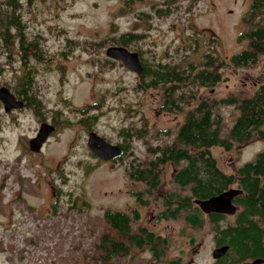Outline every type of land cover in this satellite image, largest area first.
Masks as SVG:
<instances>
[{
  "label": "rangeland",
  "instance_id": "1",
  "mask_svg": "<svg viewBox=\"0 0 264 264\" xmlns=\"http://www.w3.org/2000/svg\"><path fill=\"white\" fill-rule=\"evenodd\" d=\"M19 1L27 40L40 35V47L48 57L42 64L29 60L36 71L34 89L44 104V120L39 122L24 108L5 113L0 103V264H104L97 245L107 230L106 211H137L140 221L133 225L135 232L144 226L168 237L160 263L144 250L110 264H167L175 259L183 264H214L215 233L209 224L191 230L182 220L157 222L163 195L175 188L170 165L164 168L158 191L144 198L148 205L136 203L133 194L143 192L144 186L131 180L128 170L134 162L150 159L146 141L133 138L127 155L114 164L98 160L87 147L89 133L117 145L123 143L122 129L143 126L150 145H166L174 139L186 109L163 111L161 96L137 91V77L120 63L102 71L97 63L107 59L111 24L117 26L115 32H127L138 11L151 17L148 35L139 45L148 62L197 63L206 53L227 60L245 49L238 36L250 29L243 21L250 0H177L166 17L155 13L166 0H145L120 18L115 17L119 0ZM69 40L78 45L69 48ZM103 41L104 47L94 46ZM11 52L7 56L0 45V88L10 93L22 74L20 52L15 46ZM261 74L259 69L227 71L226 82L193 90L197 100L230 94L243 99L262 83ZM100 102L97 111H75ZM55 111L62 115L53 116ZM217 113L223 118L224 137L238 112L223 107ZM92 116H97L93 124ZM42 124L54 130L41 152L33 153L28 143ZM263 150L264 142L254 138L228 153L215 147L212 154L223 172L232 174L230 164L239 168ZM234 215L221 224H231Z\"/></svg>",
  "mask_w": 264,
  "mask_h": 264
},
{
  "label": "trees",
  "instance_id": "2",
  "mask_svg": "<svg viewBox=\"0 0 264 264\" xmlns=\"http://www.w3.org/2000/svg\"><path fill=\"white\" fill-rule=\"evenodd\" d=\"M119 1L120 7L115 12L117 18L126 16L127 11L134 5L145 0ZM176 1L166 0L165 7L155 8V13L159 17L169 16L172 13L171 6ZM21 9L22 4L19 0H0V45L7 51L9 57L14 46L19 50L22 74L17 78L11 94L22 101L23 108L29 109L41 122L44 120V104L38 91L34 89L36 71L29 65V60L33 59L42 64L47 63L48 57L40 47V35L27 40L26 26L21 21ZM150 19L149 14L138 11L134 16L132 29L123 33L115 32L117 26L112 23L105 45L124 47L128 51L136 52L143 66V73L137 78L136 90L142 93L157 92L163 100L161 109L165 112L186 109L183 113V122L179 125L174 139L163 146H152L148 143L146 126L141 129H122L120 133L123 143L117 144L121 147L122 153L111 164L118 163L127 155L133 138L146 141L150 159L144 164L134 162L128 170L131 180L144 186L143 192L133 194L136 203L140 207L148 205L144 198H149L158 191L164 168L173 164L176 173H172L171 183L175 188L163 195L162 209L157 216V222L182 220L191 230L202 229L205 223L209 224L215 233V247H229L225 257L214 261V264H264V150L254 161L236 167V171L231 170L232 174L223 172L218 159L212 154L215 147L228 153L254 138L264 142V0H250L249 8L243 16L244 23L250 29L238 36V41L245 44V49L227 60L206 53L197 63L148 62L143 58L139 45L148 35ZM67 44L69 48L78 45L71 40ZM103 45L104 41L94 46ZM69 51L68 49L62 53V56H66ZM97 64L102 71L105 66L113 67L116 63L105 59L103 62L98 61ZM257 69L262 71L263 81L254 94L246 98L239 99L234 94L222 98L209 97L201 100L196 98L193 88L213 89L227 81L225 75L227 71L236 73ZM186 88L190 90L185 92ZM100 105L101 102L96 105L90 104L87 109L75 111L79 113H83L84 110L97 111ZM223 107H231L238 112L233 126L224 137L223 118L217 113L218 109ZM53 114L55 117L62 115L59 111ZM96 119L97 116L90 117L91 124L95 123ZM63 123H68V120ZM164 134L167 136L169 132ZM230 189L241 191L233 200L238 211L231 224L226 223L224 226L221 224L226 219L224 215H205L199 211L196 201L220 196ZM103 215L107 230L103 232L97 245L100 262L110 264L115 259L132 258L138 252L146 250L151 253L154 262L160 263L164 257L168 237L158 236L148 229L135 232L132 226L139 220L137 211L131 213L106 211ZM167 264L183 263L180 259H175Z\"/></svg>",
  "mask_w": 264,
  "mask_h": 264
},
{
  "label": "water",
  "instance_id": "3",
  "mask_svg": "<svg viewBox=\"0 0 264 264\" xmlns=\"http://www.w3.org/2000/svg\"><path fill=\"white\" fill-rule=\"evenodd\" d=\"M105 56L113 62L120 63L136 77H140L143 73V66L141 65V62H139L140 59L136 52L128 51L124 47L111 46L105 50ZM0 103L2 104L5 113L21 110L24 106L23 102L17 100L6 88H0ZM53 130L54 128L52 126L42 124L36 137L29 141L28 149L33 153H40L43 145ZM87 147L91 153L102 162H112L122 153L120 146L106 142L105 139L99 137L95 133H89ZM230 168L232 171H236L234 164H230ZM240 194V190L230 189L220 194V196L211 197L205 201H196V205L199 207V211L205 215L218 214L230 216L234 215L237 211V207L234 205L233 200ZM228 251V246L215 247L211 253L212 260L218 261L222 259Z\"/></svg>",
  "mask_w": 264,
  "mask_h": 264
},
{
  "label": "flooded vegetation",
  "instance_id": "4",
  "mask_svg": "<svg viewBox=\"0 0 264 264\" xmlns=\"http://www.w3.org/2000/svg\"><path fill=\"white\" fill-rule=\"evenodd\" d=\"M138 78V77H137ZM184 90V89H183ZM12 113V112H11ZM170 166L173 168L172 170H173V173H176L175 171H176V168H175V166L173 165V164H170ZM140 219V218H139ZM140 220H138L137 222H139ZM137 222H135V223H133V225H135ZM132 229L134 230V226H132ZM138 230L136 231V232H139V231H141L142 229H147L146 227H144V226H139L138 228H137ZM149 230V229H148ZM149 231H151V232H153L154 233V231H152V230H149ZM215 248V247H214Z\"/></svg>",
  "mask_w": 264,
  "mask_h": 264
}]
</instances>
